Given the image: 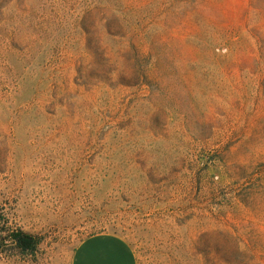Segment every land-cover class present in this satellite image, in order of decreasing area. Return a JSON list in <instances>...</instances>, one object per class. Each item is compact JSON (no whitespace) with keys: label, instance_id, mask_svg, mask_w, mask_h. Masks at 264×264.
Returning <instances> with one entry per match:
<instances>
[{"label":"rangeland","instance_id":"obj_1","mask_svg":"<svg viewBox=\"0 0 264 264\" xmlns=\"http://www.w3.org/2000/svg\"><path fill=\"white\" fill-rule=\"evenodd\" d=\"M103 231L264 264V0H0V264Z\"/></svg>","mask_w":264,"mask_h":264},{"label":"crops","instance_id":"obj_2","mask_svg":"<svg viewBox=\"0 0 264 264\" xmlns=\"http://www.w3.org/2000/svg\"><path fill=\"white\" fill-rule=\"evenodd\" d=\"M70 264H139L136 251L123 235L103 231L83 239Z\"/></svg>","mask_w":264,"mask_h":264},{"label":"trees","instance_id":"obj_3","mask_svg":"<svg viewBox=\"0 0 264 264\" xmlns=\"http://www.w3.org/2000/svg\"><path fill=\"white\" fill-rule=\"evenodd\" d=\"M10 236L25 253H33L41 241L38 236L21 229H12Z\"/></svg>","mask_w":264,"mask_h":264}]
</instances>
